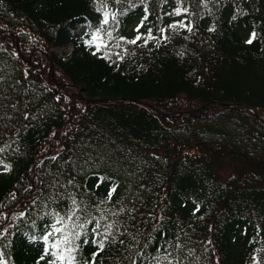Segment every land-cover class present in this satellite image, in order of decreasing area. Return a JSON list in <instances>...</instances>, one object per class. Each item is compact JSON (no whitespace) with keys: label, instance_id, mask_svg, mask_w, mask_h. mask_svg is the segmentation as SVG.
Instances as JSON below:
<instances>
[{"label":"trees","instance_id":"16d2710c","mask_svg":"<svg viewBox=\"0 0 264 264\" xmlns=\"http://www.w3.org/2000/svg\"><path fill=\"white\" fill-rule=\"evenodd\" d=\"M108 6L126 14L103 25L112 35L102 33L108 47L97 52L88 43L102 26L93 0H0V146L10 145L0 160L11 165L10 176L0 175V260L47 264L51 257H40L51 213L64 214L73 193L90 207L105 200L114 181L117 194L100 207L123 206L109 219L141 245L151 233L148 258L178 242L184 264H264V0ZM175 8L191 33L173 21ZM142 21L143 37L151 30L159 44L126 42ZM39 45L73 51L63 60ZM228 121L241 137L219 127ZM48 150L56 153L48 158ZM99 176L110 180L97 187ZM14 210L25 215L11 218ZM94 251L84 245L78 258ZM128 257L120 244L102 254L103 264Z\"/></svg>","mask_w":264,"mask_h":264},{"label":"snow or ice","instance_id":"6c2138e0","mask_svg":"<svg viewBox=\"0 0 264 264\" xmlns=\"http://www.w3.org/2000/svg\"><path fill=\"white\" fill-rule=\"evenodd\" d=\"M94 4L97 5L96 10L102 13V26L97 28L96 31L92 34L89 43L90 47H95L96 51H101L102 48H107L108 45L104 42V35L106 34L108 37H111V31H108L103 28V25H109L110 22L113 24H118V16L124 15L126 12H120L119 10H111L108 6V0H93ZM116 4H119L121 0H114ZM205 6H207L208 0H204ZM188 10L186 8L183 9V12L186 13ZM182 11L180 8L175 10V15H181ZM147 19V16H145ZM235 19V16L233 17ZM180 28L186 29L189 33L193 31V26L191 23L185 24L184 22H180L178 25ZM143 27V21L141 25L137 26L136 31L139 33L140 28ZM169 27L175 29L177 27L176 24L170 25ZM161 33H164L166 29H161ZM209 31H215L214 26L209 28ZM257 38V34L253 31L250 35V38L246 41V43L251 44ZM144 40V44L140 46H145L149 40H156L157 44H159L161 38L153 37L151 35V30H149L148 36L145 38L142 35H137L135 39L127 40L126 42L129 44H137L138 41ZM162 39L167 40V36H162ZM120 40H125L124 37H121ZM99 41V43H97ZM126 51V50H125ZM96 54L95 52L93 53ZM182 55V53H181ZM104 58L110 59V57L105 53ZM123 57H120L122 59ZM15 108V105H12ZM25 119H28V115L25 114ZM55 135V133H53ZM10 147V145L0 146V153L6 151V149ZM53 160L56 157H52ZM0 166L3 167L4 171H11V165L4 164L3 160H0ZM106 180H110L109 177L99 176L98 184H103ZM69 184H72L73 181L69 180ZM119 188V184L114 181L109 188L107 193V197L105 200L100 201L99 203L89 206L83 200H77L75 194H71L69 196L71 205L67 209L64 214L59 212H53L51 215L54 217V223L51 225V231L47 232L43 236V241L46 244L44 249V253L41 255L40 259L44 260L45 257H51L47 261V264H103L102 254L105 253L107 249L111 246L120 244L125 246V250L129 252L128 259L130 260V264H137V258H140L141 264H143L144 260H148V264H184L183 258L179 255V251L182 248L178 242L173 246L171 244L160 245L157 249L156 255L148 258L144 249H147L149 244L152 242V235L149 233L146 241L141 245L140 241L137 239L136 235L132 233H128L127 229L121 231V223L118 219H109V217H119L121 213L125 211L124 207L121 206L118 210H112L108 208L101 209L100 205H106L111 203L113 200V195L117 194V190ZM95 209L99 215H94L92 209ZM134 209H129L128 212L131 213ZM200 211L199 206H197L193 214ZM25 213H20V216L23 217ZM135 219V217H132ZM3 219H7V217H3ZM154 219L160 220L163 217H155ZM89 226H91V230L89 232ZM158 225H153V230H155ZM6 231V230H5ZM129 235L134 243L126 244L125 240L122 239L124 235ZM161 235H164L161 233ZM55 237V239L49 244V238ZM91 244L95 251L91 255V259L81 261L78 258L79 253L82 250L84 245ZM211 243V241H209ZM169 248L172 250L169 251ZM162 249V251H161ZM135 252V255H132V252ZM176 255H173V253ZM2 255V253H0ZM188 255H192V252L189 251ZM255 259V258H254ZM0 264H6L5 261L0 260ZM256 264H259V261H256Z\"/></svg>","mask_w":264,"mask_h":264},{"label":"rangeland","instance_id":"374dc122","mask_svg":"<svg viewBox=\"0 0 264 264\" xmlns=\"http://www.w3.org/2000/svg\"><path fill=\"white\" fill-rule=\"evenodd\" d=\"M176 9L177 8L172 9L171 10V14L173 15V19H174L173 21L176 24H179L180 22H183V21L186 20V15L183 14V13L181 15H175V10ZM139 25L140 24L138 23V24H134L133 26H131V28L129 29L127 35L130 36V37H133V36L136 37L137 35L144 36L146 34V32H147V27H145V26L141 27L140 28V31L138 33L136 31V29H137V26H139ZM83 31H84V27H82V26L78 27V29H77V32L78 33H81ZM29 37H30V40H31V36L30 35H29ZM0 43H1V41H0ZM38 48L40 50H42V51H46L47 54H54L59 59H63V60H65L71 54V52H72V46H67V47H51L50 49H48L45 45H42V46L39 45ZM46 72H47V69L44 70V73H46ZM31 73H32V71H31ZM262 120L264 121V117H262ZM228 124L231 125L230 128H229V130L227 128ZM217 127H218V125L216 124L212 128L217 129ZM219 127L226 128L229 132H231V133L233 132L234 133L233 135H236L237 137H239V136L241 137L243 135V133L242 132L240 133V131H239V129H240L239 126H236L235 122H233V121H228L227 122V125H222V126H219ZM231 133H229V134L231 135ZM234 138H236V137H234ZM56 143H57L56 144V147H54V148L57 151V150H60V146L59 145H60L61 142H57L56 141ZM55 150L54 151L53 150H48L45 153V155L48 158H51V156L56 153ZM10 174H11V171H7L6 172V171L3 170V167H0V175L5 176V177H8V176H10ZM21 212H22V210H14L9 215H10L11 218H15L18 215H20ZM9 223H10V221H7V222L5 221L4 224L8 225Z\"/></svg>","mask_w":264,"mask_h":264}]
</instances>
